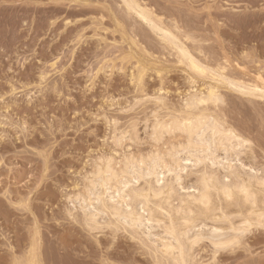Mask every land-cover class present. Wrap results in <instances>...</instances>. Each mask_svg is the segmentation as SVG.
<instances>
[{"label": "rangeland", "instance_id": "rangeland-1", "mask_svg": "<svg viewBox=\"0 0 264 264\" xmlns=\"http://www.w3.org/2000/svg\"><path fill=\"white\" fill-rule=\"evenodd\" d=\"M122 1L0 0V264H30L37 244L42 264H156L127 233L91 231L78 206L70 216L69 197L103 156L119 166L122 155L177 142L150 140L155 115H178L211 88L224 101L210 113L249 139L264 166V97L255 89L264 86V0H136L180 41ZM181 49L211 74L193 72ZM226 78L245 86L236 91ZM259 230L233 252L214 255L202 243L196 264H264Z\"/></svg>", "mask_w": 264, "mask_h": 264}, {"label": "bare ground", "instance_id": "bare-ground-1", "mask_svg": "<svg viewBox=\"0 0 264 264\" xmlns=\"http://www.w3.org/2000/svg\"><path fill=\"white\" fill-rule=\"evenodd\" d=\"M122 2L154 31L170 41L179 40L170 30L160 27L136 0ZM179 51L193 72L207 75L209 68L200 66L202 62L199 65L188 51ZM233 81L227 83L236 91L245 86L237 79ZM255 89L264 97V86ZM222 98L211 88L206 94L191 96L178 115L168 119L167 115H155L150 127L147 120L145 129L151 128L150 140L155 144L174 135L177 142L167 141L164 151L158 146L147 154L122 155L119 166L114 157L98 159L84 178L82 192L69 197L70 216L75 217L79 207L76 218L91 231L127 233L131 240L140 242L144 254L151 255L156 264H196L194 251L202 243L206 242L217 255L238 248L248 233L264 228V166L258 165L249 139L210 113L208 106L223 103ZM36 246L30 250V264L43 263L40 246Z\"/></svg>", "mask_w": 264, "mask_h": 264}]
</instances>
